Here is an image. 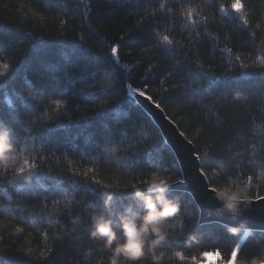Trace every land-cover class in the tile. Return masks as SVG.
Wrapping results in <instances>:
<instances>
[{"label":"trees","instance_id":"1","mask_svg":"<svg viewBox=\"0 0 264 264\" xmlns=\"http://www.w3.org/2000/svg\"><path fill=\"white\" fill-rule=\"evenodd\" d=\"M232 2L0 0V126L17 146L0 165V264H108L87 227L105 185L153 168L182 179L133 90L192 142L212 188L232 178L264 197V0ZM169 195L181 208L160 264L237 245L238 261L264 256V232L201 225L190 194Z\"/></svg>","mask_w":264,"mask_h":264},{"label":"clouds","instance_id":"2","mask_svg":"<svg viewBox=\"0 0 264 264\" xmlns=\"http://www.w3.org/2000/svg\"><path fill=\"white\" fill-rule=\"evenodd\" d=\"M10 133L7 126H0V165H7L16 151L17 146ZM23 179L28 180L29 177L24 176ZM171 181L172 177L165 171L153 168L141 179L111 185L101 192L102 206L90 214L87 227L89 237L101 241L103 248L110 250L108 264H121L122 259L126 264H140L149 254L153 264H160L162 258L157 249L169 239V229L176 227V221L171 218L181 208L179 198L169 195ZM247 191V185L237 184L232 178L214 187L213 193L221 202L217 210L234 215L240 213L241 205L254 199ZM129 193L132 203L124 205L122 210L113 209L114 199ZM228 230L235 234L238 228L229 227ZM191 242H198L197 237L191 235L186 243ZM174 255L181 257L182 253L177 251ZM218 255L202 251L201 258L196 255L190 258L191 264H216ZM219 264H231V261L220 259ZM236 264H264V256L239 260Z\"/></svg>","mask_w":264,"mask_h":264},{"label":"water","instance_id":"3","mask_svg":"<svg viewBox=\"0 0 264 264\" xmlns=\"http://www.w3.org/2000/svg\"><path fill=\"white\" fill-rule=\"evenodd\" d=\"M132 96L154 120L175 153L182 171V179L172 183L169 191L190 194L199 208V224L219 223L226 227H237L242 231L264 232V200L253 199L248 205H241L240 213L235 215L218 211L221 202L215 197L213 188L201 169L192 142L149 96L135 90L132 91Z\"/></svg>","mask_w":264,"mask_h":264},{"label":"snow or ice","instance_id":"4","mask_svg":"<svg viewBox=\"0 0 264 264\" xmlns=\"http://www.w3.org/2000/svg\"><path fill=\"white\" fill-rule=\"evenodd\" d=\"M231 7H232V9L234 11L239 12L241 10V8L243 7L241 0H233V2L231 4ZM245 23H247V21H245ZM164 39L166 41H168V37L167 36H165ZM168 42L171 43V41H168ZM261 43H264V41H262ZM228 51H231V49H228ZM111 52L113 54H116L118 52V48L116 46H113L112 49H111ZM157 106H159V105H157ZM105 186L106 187H110L111 184H108V185H105ZM254 199L255 200H264V197L256 196ZM248 204L249 203H247L246 205H248ZM204 252H212L214 255L218 253L219 255L216 258V264H219L220 259H222L221 258L222 257V254H221V252H220L219 249L204 250ZM233 256L235 257V259H232ZM226 261H231V264H236V261H238V249L232 250L231 251L230 258H228Z\"/></svg>","mask_w":264,"mask_h":264}]
</instances>
